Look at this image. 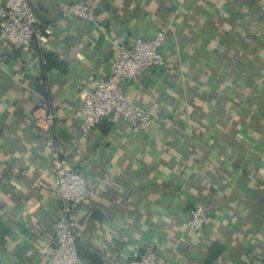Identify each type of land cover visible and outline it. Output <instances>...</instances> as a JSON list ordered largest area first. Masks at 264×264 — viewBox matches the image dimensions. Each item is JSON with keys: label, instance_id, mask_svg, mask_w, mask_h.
<instances>
[{"label": "crops", "instance_id": "0c3cea01", "mask_svg": "<svg viewBox=\"0 0 264 264\" xmlns=\"http://www.w3.org/2000/svg\"><path fill=\"white\" fill-rule=\"evenodd\" d=\"M75 1L94 5L95 21L64 15ZM30 3L53 33L0 44V264H52L39 248L57 234L59 148L89 183L73 221L79 254L98 262L83 264H136L148 245L158 264H264V0ZM161 31L166 70L125 84L155 130L106 117L80 141L77 110L109 73L113 38ZM40 48L63 65L45 72ZM197 204L209 222L186 231Z\"/></svg>", "mask_w": 264, "mask_h": 264}, {"label": "built area", "instance_id": "2783aa9c", "mask_svg": "<svg viewBox=\"0 0 264 264\" xmlns=\"http://www.w3.org/2000/svg\"><path fill=\"white\" fill-rule=\"evenodd\" d=\"M64 15L95 21L97 10L84 1L70 3ZM53 31L50 26H41L30 0H2L0 5V44L10 47L29 48L38 40L44 45ZM166 35L161 31L152 38L144 39L133 35H118L112 40L109 73L100 76L93 90L83 95L82 105L77 110L79 139L89 140L98 123L106 117L113 121L124 120L135 133L150 134L155 130V120L151 113L133 102L125 89L126 82L140 76L146 70L162 73L167 68V60L162 51ZM40 60H45L39 56ZM62 149L54 153L55 175L54 194L59 203L57 234L51 245L42 246L39 252L52 264H83L76 250L77 233L73 221L74 211L89 195L86 176L65 165ZM210 215L202 204L192 207L183 223L189 232H199L209 222ZM159 254L148 245L144 248L136 264H158Z\"/></svg>", "mask_w": 264, "mask_h": 264}, {"label": "trees", "instance_id": "16d2710c", "mask_svg": "<svg viewBox=\"0 0 264 264\" xmlns=\"http://www.w3.org/2000/svg\"><path fill=\"white\" fill-rule=\"evenodd\" d=\"M241 26L243 28L246 27L243 24ZM38 52H39L40 56L45 60L44 62H42V69L45 72H49L53 68L61 67L63 65L62 59H60V57H58L55 53H53V52H46V51L42 50L41 48L39 49ZM216 248H219L220 250H223V247L221 245L216 244V245H213L212 252ZM79 256H80V259L82 261H83L84 258H88L89 260H92V261L95 260V263L97 261L96 256L93 253H90V252L83 253L82 255H79ZM215 258H216L215 255L213 253H211L208 256V259H207L208 263H211V261H213ZM91 264H94V262H92Z\"/></svg>", "mask_w": 264, "mask_h": 264}, {"label": "water", "instance_id": "95a60500", "mask_svg": "<svg viewBox=\"0 0 264 264\" xmlns=\"http://www.w3.org/2000/svg\"><path fill=\"white\" fill-rule=\"evenodd\" d=\"M33 10H34V12L37 14V11H36V9L33 7ZM59 16H61V15H59ZM58 16V17H59ZM45 21H47V22H51L52 20L51 19H45ZM76 250H77V253H78V255H80L79 254V248L76 246Z\"/></svg>", "mask_w": 264, "mask_h": 264}]
</instances>
